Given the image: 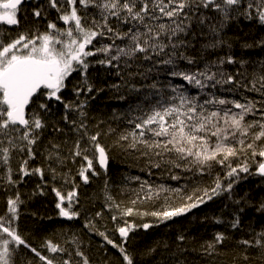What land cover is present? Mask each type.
Here are the masks:
<instances>
[{
  "label": "snow or ice",
  "instance_id": "6c2138e0",
  "mask_svg": "<svg viewBox=\"0 0 264 264\" xmlns=\"http://www.w3.org/2000/svg\"><path fill=\"white\" fill-rule=\"evenodd\" d=\"M29 2L0 0V23L18 26L21 5ZM52 10L55 21L47 19ZM31 15L37 22L46 21L43 31L39 27L29 29L7 42L0 32L2 179L15 186L25 177L38 176L41 183L33 195H44L47 175L57 198L58 216L74 220L81 216L76 177L85 185L91 177H107L113 148L142 161L140 170L149 176L158 169L175 181L188 179L184 173L213 177L210 184L191 192L186 186L172 188L130 177L139 182V188L132 190L134 198L128 205L117 201L105 179L102 209L86 217L84 228L115 249L121 264H134L127 248L130 233L152 226L137 224L129 217L151 216L163 223L224 197L233 206L232 218L225 221L213 217V221L226 229L243 231L242 214L249 200L247 193H236V186L249 176L264 178V61L257 70L254 62L238 59L227 30L242 21L264 26V0H35ZM252 47L264 48V37L241 45L242 49ZM229 65L237 67L228 71ZM97 66L119 77V83L109 85L111 89L127 87L129 93L148 89L151 91L145 99L158 97L149 107L130 108L128 123L132 128L121 132L111 145L101 142L114 131L111 127L103 131L104 121L90 131L89 101L104 91L89 73ZM137 77L153 82L137 87ZM66 91L71 97L65 96ZM242 92L259 93L261 99ZM133 112L138 114L133 117ZM14 154H20L15 170L11 165ZM38 157L42 158L41 165L32 167ZM69 162L78 165L75 176ZM57 180L71 185V189L62 192L55 186ZM173 198L180 202L172 203ZM161 200L156 210L141 211L138 206L155 207ZM24 203L17 192L8 197L6 210L0 215V264H73V254L59 243L46 239L38 248L20 231L18 221ZM105 209L111 213L114 228L105 225L102 231L94 221L104 217ZM257 211L264 213V201ZM109 231L119 234V243ZM230 239L226 232H215L212 239L189 248L195 237L182 231L169 254L172 264H185L180 257L189 250L202 256L219 255L220 247ZM69 242L76 245L75 256L80 258L76 264H91L79 238L65 241ZM236 244L245 249L244 261L249 259V248L264 255V228ZM170 247L163 244L164 249ZM41 249L65 253L69 258L57 262ZM155 251L152 248L149 254Z\"/></svg>",
  "mask_w": 264,
  "mask_h": 264
},
{
  "label": "trees",
  "instance_id": "16d2710c",
  "mask_svg": "<svg viewBox=\"0 0 264 264\" xmlns=\"http://www.w3.org/2000/svg\"><path fill=\"white\" fill-rule=\"evenodd\" d=\"M35 0L25 3L21 6L18 19L20 21L18 26H9L0 23V32H3L5 42L9 39L18 37L21 33L39 27L41 31L44 30L46 21L37 22L31 15L32 7ZM48 20L55 21L56 13L52 10L48 16ZM58 26H63L62 22H58ZM264 37V26L242 21L238 26H233L227 30V38L233 40L234 48L237 58L243 57L255 63V67L259 69V62L264 61V48L252 47L249 49H242L241 45L246 41L248 44H253L254 41ZM226 49L220 51V55H224ZM215 59V56L212 57ZM94 59V58H93ZM148 65H145L147 67ZM235 67L227 66L228 71H234ZM249 72L252 68L247 69ZM89 73L97 87H103L104 91L95 94V99L90 100L87 111L89 113L90 131H95L92 127L99 121H104L101 125L103 131H107L109 127L114 129L108 136L102 139V143L111 145L121 132L130 130L132 125L128 123L129 110L136 105L149 107L155 103L157 96L150 95L145 99L146 94L151 90L143 89L141 92L129 93L127 87L121 88L119 91L111 89L109 85L112 83H119V77L115 75H108L104 69L97 66L90 68ZM75 75V74H74ZM164 79V77H161ZM153 82L151 79L143 81L137 77L134 81L137 87L142 84ZM178 83L179 81H174ZM71 87V84L69 85ZM71 92L66 91L65 96L71 97ZM241 95L249 98L260 100L261 96L255 92H242ZM123 97V98H121ZM137 112L131 113V116L137 115ZM258 118V117H257ZM252 119V117H248ZM47 137H45V140ZM42 150V146H41ZM109 161V168L107 177L101 174L99 177H91L88 184H84L79 177H76V183L80 185L78 189L79 205L78 209L81 211V216L74 220H65L58 216V210L55 208L57 198L51 191L52 182L50 177L46 175L45 179L49 181L45 188L44 195H33L36 191V185L41 183L38 176L25 177L22 183L15 186L8 185L2 177L4 176V168L0 165V215H3L6 210V201L8 197L14 196L17 192L20 193L21 199L25 201L20 207L19 229L29 239L33 246L38 247L46 239H51L54 243H59L62 247L71 252L73 264H76L80 258L75 256L76 245L72 243H65L71 241L73 236L79 238L81 242V250L89 257L91 264H121L122 258L117 251L110 245H106L101 237L90 232L84 228L86 217L94 216L96 211L102 209L104 203V181L109 182V191L117 199L123 201L124 205H128L132 195V190L139 188V182L129 179L130 177L139 176L142 180H148L154 184H163L166 187H180L186 186L187 191L191 192L197 186H205L210 184L212 176L192 175L191 173H184L182 175L189 177L188 179H181L175 181L170 179L167 173L162 170L153 169V175L149 176L146 171H141L143 166L142 161L134 159L132 155L121 152L119 149L113 148ZM20 154H14L11 165L15 170L19 167ZM42 158L38 157L32 162L31 166H40ZM78 165H73L71 162L68 168L72 169V175L75 176ZM67 171V169H64ZM252 170L255 171V165H252ZM16 178L15 175L13 177ZM55 186L62 192L71 189V185L64 186L60 180L55 182ZM236 193L239 196H244L247 193L249 204L245 207L242 214L243 231H233L230 228L226 229L224 224H216L213 217H221L225 221L230 220L233 206L231 202L224 197L214 199L197 209H193L185 216L174 218L163 223H158L156 218L151 216L129 217L127 219L134 221L137 224L149 223L152 226L147 230L142 227L137 228L130 233L127 248L134 257V264H172L170 258L171 251L175 248V237L180 232H185L190 237H195V242L187 247H198L203 240L212 239L215 232H226L231 239L226 241L219 249V255L202 256L198 251H191L184 253L180 259L185 261V264H264V255H261L259 249H247L249 259L244 261L243 256L245 249L238 246L236 241L241 238H249L253 231L259 232L264 228V213L258 212L257 208L261 201H264V178L258 176H249L247 180L242 181L236 186ZM171 195V194H170ZM180 201L173 198L172 203L178 204ZM163 201H157L155 207L151 205H138L143 210H156L162 205ZM224 204L229 207L225 208ZM123 206V205H122ZM243 206V205H242ZM111 213L104 210V217L96 219L94 222L100 230L113 229L114 224L110 219ZM207 217V219H205ZM109 236L119 243V234L114 231H109ZM168 243L170 248L164 249L163 244ZM156 248L154 253L149 254V250ZM43 254L54 257V260L59 262L62 259L69 257L65 253H48L41 249ZM30 257L32 254L27 253Z\"/></svg>",
  "mask_w": 264,
  "mask_h": 264
},
{
  "label": "water",
  "instance_id": "95a60500",
  "mask_svg": "<svg viewBox=\"0 0 264 264\" xmlns=\"http://www.w3.org/2000/svg\"><path fill=\"white\" fill-rule=\"evenodd\" d=\"M22 6V5H21ZM62 219H65V218H62ZM65 220H67V219H65Z\"/></svg>",
  "mask_w": 264,
  "mask_h": 264
}]
</instances>
